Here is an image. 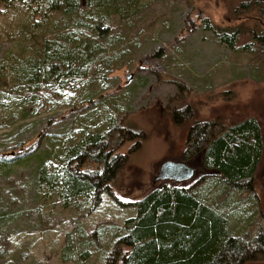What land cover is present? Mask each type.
I'll use <instances>...</instances> for the list:
<instances>
[{
	"label": "rangeland",
	"instance_id": "374dc122",
	"mask_svg": "<svg viewBox=\"0 0 264 264\" xmlns=\"http://www.w3.org/2000/svg\"><path fill=\"white\" fill-rule=\"evenodd\" d=\"M244 1L116 0L112 9L121 7L120 12L106 19L101 11L94 19L100 36L92 34L90 69L65 84L36 87L16 79L2 57L38 59L46 29L33 30L22 11L0 18V63L5 62V69L0 66V162L21 157L0 166V264H78L63 250L67 234L120 224L134 214L125 203L154 188L189 186L209 175L200 153L181 159L186 132L199 120L224 126L248 116L258 120L263 146L253 190L263 220L241 202L243 195L226 208L231 224L242 227L250 219L251 234L264 228V50H231L206 28L207 23L215 28L247 22L250 14L239 9ZM185 104L191 117L175 124L171 109ZM122 115L142 134L110 185L112 196L102 192L93 208L88 198L79 199L77 209L64 208L52 192L38 188V166L61 165L85 131L102 130L109 117L117 121ZM133 143L119 151L126 154ZM165 161L182 162L193 169L192 176L179 182L158 179ZM210 187L214 193L216 186Z\"/></svg>",
	"mask_w": 264,
	"mask_h": 264
},
{
	"label": "trees",
	"instance_id": "16d2710c",
	"mask_svg": "<svg viewBox=\"0 0 264 264\" xmlns=\"http://www.w3.org/2000/svg\"><path fill=\"white\" fill-rule=\"evenodd\" d=\"M115 1L0 0V18L22 11L33 30L46 29L40 57L23 60L6 53L2 58L8 62V70L31 87L40 82L62 85L65 79L85 74L94 58L92 34L100 36L96 14L105 11L108 19L120 12L121 7L112 9ZM239 9L250 14L247 22L215 28L207 23L206 28L231 50H264V0H245ZM0 66L5 69V62ZM177 90L185 95L180 83ZM177 108L174 105L170 112L175 124L190 119L187 104ZM141 134L133 124L124 123V115L117 121L109 117L102 130H87L69 146L61 165L51 169L38 166V188L45 194L52 192L58 206L77 209L79 199L88 198L93 208L102 192L112 196L110 185L128 153L138 146ZM130 140L134 143L128 152H120ZM262 146L260 124L253 116L227 126L213 120L193 121L181 159L200 153L201 164L210 174L189 186L154 188L125 203L133 206L134 214L120 224H98L89 233L79 227L75 236L67 234L63 246L67 258L78 264H244L264 260V228L258 226L251 234L250 219L242 227L231 224L226 208L243 195L241 202L263 218L253 190ZM20 158L2 160L0 166L8 167ZM211 185L216 186L214 193Z\"/></svg>",
	"mask_w": 264,
	"mask_h": 264
},
{
	"label": "water",
	"instance_id": "95a60500",
	"mask_svg": "<svg viewBox=\"0 0 264 264\" xmlns=\"http://www.w3.org/2000/svg\"><path fill=\"white\" fill-rule=\"evenodd\" d=\"M193 174V169L182 162L165 161L157 174L158 179H169L173 181L188 180Z\"/></svg>",
	"mask_w": 264,
	"mask_h": 264
}]
</instances>
